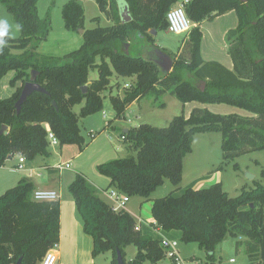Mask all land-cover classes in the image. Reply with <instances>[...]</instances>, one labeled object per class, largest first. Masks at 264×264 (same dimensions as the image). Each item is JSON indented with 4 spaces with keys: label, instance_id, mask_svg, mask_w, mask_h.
<instances>
[{
    "label": "trees",
    "instance_id": "16d2710c",
    "mask_svg": "<svg viewBox=\"0 0 264 264\" xmlns=\"http://www.w3.org/2000/svg\"><path fill=\"white\" fill-rule=\"evenodd\" d=\"M95 1L111 25L102 26L99 17H94L97 25L85 28L82 4L67 0L61 11L64 27L71 32L82 29V44L62 56H50L37 51L51 30L49 12L44 18L38 16V0H0L15 24L21 25L20 35L14 38L9 32L0 48V80L14 71L10 84L21 82L11 96L0 99V130L6 126L0 133V166L14 154L28 160L49 157L46 125L59 146L77 145L81 152L87 143L79 119L102 110L108 89L116 119L123 118L134 101L147 95L157 99L167 91L184 104L234 106L247 114L194 107L187 117L175 116L166 127L144 123L122 131L129 154L97 165V171L109 178L107 189L152 202L155 225L141 224L136 230L138 221L125 209L114 211L82 173H75L67 189L84 233L92 238V256L109 252V264H117L118 252L125 262L129 245L137 252L126 264H153L164 256L162 237L196 243L214 264L216 247L226 235L245 237L249 264H264V168L261 180H254L253 187L243 186L235 197L228 195L221 182L195 189L198 181H194L182 190L150 199L165 179L179 185L183 160L192 151L196 133H221L224 160L264 150V0H188L184 11L196 26L185 33L183 46L166 73H161L154 58L142 51L132 54L130 49L133 44L144 50L155 45L151 30L168 29L166 15L180 0ZM124 8L130 20L123 22ZM229 11L238 19L237 26L226 33L231 69L202 58L200 28L202 21ZM31 70L38 71L35 82L45 92H33L17 112L15 103ZM90 70L97 72L91 80ZM189 74L204 83L203 90L188 81ZM112 76L134 79L123 96L111 94L120 85L118 81L111 84ZM78 104L82 105L76 113L73 107ZM234 168L239 169L238 164ZM33 191L32 181L24 177L0 194V264L18 260L19 264H37L59 242V200L35 201Z\"/></svg>",
    "mask_w": 264,
    "mask_h": 264
},
{
    "label": "rangeland",
    "instance_id": "374dc122",
    "mask_svg": "<svg viewBox=\"0 0 264 264\" xmlns=\"http://www.w3.org/2000/svg\"><path fill=\"white\" fill-rule=\"evenodd\" d=\"M66 1L67 0H39L37 3L39 16L44 18L47 12H49L51 19L49 36L37 49L41 54L62 56L69 51L78 49L82 44L81 34L78 32H70L69 34L63 26L61 9ZM181 1L182 0H180V2ZM80 3L84 8L85 28H93L97 25V23L93 21L94 17H99V23L102 26L111 25V22L99 10L95 0H81ZM0 19H6L8 21L11 37L19 36V31L15 28L16 24L12 16L5 10L1 3ZM206 24L209 25L211 29L213 28L211 32H213L214 36H212L213 39H211L209 34L206 35L207 40H209V38L211 40L206 42L207 45L204 43V52L207 54L212 52L211 54H214L216 60H222L223 55L228 53H226L224 48H221L224 41L223 38L221 39L220 37L218 24L217 22ZM206 30L208 31L207 28ZM67 35H71L73 38L69 39ZM152 36L154 37L155 45L144 50L139 47V45L133 44L130 52L136 54L137 51H142L148 57L154 58L155 60L159 59L163 64L166 62V60L162 58L163 55H168L170 58H173L174 55L181 50L183 40L186 37L185 33L175 34L168 30H158L155 34H152ZM126 46L128 51L130 46L129 44ZM160 53H162V57ZM165 65L166 64H164L163 67H165ZM160 70L161 73L165 72V69L160 68ZM96 77V70H90L89 79L91 80ZM187 79L196 87H204V83L195 78L193 74H189ZM116 81H118L120 85L119 87H113L110 90L111 94L123 96L124 91L131 87L134 79L112 76L111 84ZM109 95L108 89V91L104 92L103 108L101 111L84 118L80 117L79 119L81 134L84 137L85 143H89L87 148L80 152L77 145L59 146L50 144V156L39 159L38 163L40 165L53 164L54 166L58 163H70L71 167L69 169L56 171L57 173L54 175L56 178L60 179V183H58L61 184L64 189L67 188V180H69V178L74 177L75 173H82L87 179L93 180L102 193L110 190V188L106 189L109 182L108 178L101 175L96 167L100 163L115 158L125 157L129 154L125 149L127 142L121 137V132L124 131V129L138 127L144 123L156 127H166L173 117L186 115L189 110L194 108L191 104L190 106H186V104L189 103H193L195 107L209 105L210 108L208 110L214 113L223 114L227 113L226 111H237L243 115L247 114L245 111L227 104H202L199 102L184 104L179 101L175 95L167 91L157 99L152 95H147L139 101H134L126 109L124 117L116 119L114 118V110L109 100ZM81 105L82 104L75 105L73 110L79 113ZM221 143L222 136L219 132L194 134L192 151L188 153L183 160L182 179L179 185L175 186L168 179H165L163 184L152 192L150 199L165 196L176 188L182 190L194 181H205L203 187L221 182L223 189L228 195L235 197L240 193L243 186L253 187L254 180H261L260 173L264 168V150L250 152L234 159L224 160L222 158ZM235 164H238L239 169L236 170L234 168ZM218 168L219 170H217ZM47 170V167H42L40 171L44 177L48 175ZM248 175H252L253 178H249ZM101 192H99V195L102 197ZM104 197L105 196L102 198ZM139 201H142L140 196L129 197L126 208H129L133 213L137 214ZM175 240L178 243L177 249L179 250L180 256L185 261L184 264H212L206 259L204 252L196 243H184L179 241V239ZM136 252L137 248L134 245L127 246L125 248V262L133 259ZM231 259H233V261H230ZM110 260L111 253L106 252L98 256L96 264H109ZM249 263L245 237L240 236L234 238L230 235H226L224 240L216 247L214 264Z\"/></svg>",
    "mask_w": 264,
    "mask_h": 264
},
{
    "label": "crops",
    "instance_id": "0c3cea01",
    "mask_svg": "<svg viewBox=\"0 0 264 264\" xmlns=\"http://www.w3.org/2000/svg\"><path fill=\"white\" fill-rule=\"evenodd\" d=\"M79 1L81 2V0ZM37 10H38V6H37ZM211 22L212 23L217 22L219 31H220V37L221 39L223 38V41H224L222 43L223 46L221 48H224V50H226V53H228L226 33L230 29H233L237 26L238 19L234 11H229L212 20H204L201 22L200 24V28L202 31L201 55L205 61L216 60V58H214V54H211L212 52H209L208 54L204 52V43L207 45L206 42L213 39L212 36H214L213 32H211V30L213 31V28L211 29L209 25L206 24V23H211ZM63 26H64V22H63ZM193 26H196V24L195 25L193 24ZM206 28L208 29L209 33L206 30ZM68 32L70 34L71 31H68ZM207 34L210 35L211 39L209 38V40H207V36H206ZM19 35H20V31H19ZM67 36L69 39L73 38L71 37V35H67ZM14 37L16 38V36ZM216 61L221 62L223 65H225L226 67L230 69L232 68V61H231L229 54L223 55L222 60L217 59ZM13 75H14V71H10L0 80V99L11 96L15 92V90L21 86L20 81L16 82L14 86L10 84V80L13 77ZM190 104L192 107H195L193 103L186 104V106L187 105L190 106ZM198 107H206L208 109L210 108L209 105H204V106L201 105ZM190 111L191 110H189L188 113L185 115L186 117L189 115ZM226 112L229 113L232 111H226ZM88 145L89 143L86 144L85 148H87ZM18 157H19L18 154L11 155L5 160L4 164L0 166V194H2L8 188L12 187V185L14 186L21 178H24V177L29 178L32 181L34 185V190L48 189V190L55 191L57 195L59 196L58 200L60 203V216H59L60 237H59V242H58V247H57V256H58L57 264H96L98 256L96 257L92 256V247H93L92 238L84 233L83 228H82V221L76 212V207L72 199V196L68 192L67 188L64 189L63 186L59 184L60 179L54 176L55 173L57 172L55 169H52L53 164L52 165L50 164L40 165L38 163L39 159L43 157L36 156L33 160L25 159L24 164H23L24 165L23 170H17L16 168L18 165ZM42 167H50L49 170H47L48 171L47 177H44L42 173L40 172ZM73 178L74 177L69 178V180H67V187L69 185L68 183H70L73 180ZM87 180L99 192H101L99 190L98 185L93 180H90V179H87ZM109 182L106 186V189L109 185ZM204 185H205V181H199L195 184L194 187L195 189H197V188L203 187ZM101 195L102 197L105 196L104 197L105 199L102 198L101 196L100 197L112 206L113 202L108 197L107 192L102 193ZM151 206H152L151 201H146L144 200V198H142V201H139L137 214L133 213L129 208H125V210L128 211L137 221L142 219L144 222L143 225L150 226V224H148L147 222H152L151 224L155 222L151 214ZM153 231L157 234H160V231L158 228L156 229L153 228Z\"/></svg>",
    "mask_w": 264,
    "mask_h": 264
},
{
    "label": "built area",
    "instance_id": "2783aa9c",
    "mask_svg": "<svg viewBox=\"0 0 264 264\" xmlns=\"http://www.w3.org/2000/svg\"><path fill=\"white\" fill-rule=\"evenodd\" d=\"M188 0H182L177 6L172 7L167 15V21H168V31L175 33V34H182L187 33L190 31V29L193 27V23L188 19L183 5L187 3ZM46 129L48 131V139L51 145H58V140L54 136L52 132H50L49 126L46 125ZM92 137V136H91ZM123 138V136H121ZM25 157L23 155H19L18 157V165L17 170H23L24 168V161ZM71 167L69 162L66 163H58L52 167V169H55L56 171H62L67 170ZM108 197L112 200V209L114 211H119L121 209L126 208V204L128 202L129 197L115 189L111 188L107 191ZM59 196L55 191L48 190V189H39L34 190L32 192V199L35 201H53L58 200ZM148 224H151L152 222H147ZM144 224L143 220L140 219L137 222V225L135 226L136 230L140 229V225ZM155 225L156 223L153 222ZM161 246L164 248V256L162 259L154 262L153 264H184V260L181 258L179 250L177 249L178 243L175 239H169L167 237H162ZM57 247L58 243L54 244L47 252L44 254V256L41 258V260L38 261L37 264H57L58 256H57ZM230 261H233L231 259Z\"/></svg>",
    "mask_w": 264,
    "mask_h": 264
},
{
    "label": "water",
    "instance_id": "95a60500",
    "mask_svg": "<svg viewBox=\"0 0 264 264\" xmlns=\"http://www.w3.org/2000/svg\"><path fill=\"white\" fill-rule=\"evenodd\" d=\"M121 16H122V21L123 22L130 20V16H129L128 12H127V8H124V10L122 11ZM78 33L82 34L83 30L79 29ZM151 33L155 34L156 31L155 30H151ZM125 51H126V53L128 52L127 51V46L125 48ZM160 54H161V57H162V53H160ZM162 58H164L166 60V62L164 63V64H166L165 67H163L164 64H163V62L159 61V59L155 60V61L158 64L159 68L165 69L164 73L169 72V70H171L172 64H173L172 58H170L168 55H163ZM37 76H38V71H36V70H31L30 71L29 80L27 82H25L24 85L22 86V90H21V93L19 95V98L17 99V101L15 103V108H16L17 112H19L21 105L24 103V101L27 99V97L29 95H31L33 92H35V91H37V92H45L44 88H42L38 83L35 82ZM203 88L204 87H201L202 90H203ZM82 89L85 91L86 90V86H83ZM53 105H55L54 101H53ZM5 129H6V126L4 125L1 128L0 133H3V131H5ZM127 130L128 129H124V132H126ZM248 177L249 178H253L252 175H248ZM116 260H117V264H126L123 261V259L121 257V254L119 252L117 253ZM19 263H20V260H18V262L16 264H19Z\"/></svg>",
    "mask_w": 264,
    "mask_h": 264
},
{
    "label": "clouds",
    "instance_id": "9594fccd",
    "mask_svg": "<svg viewBox=\"0 0 264 264\" xmlns=\"http://www.w3.org/2000/svg\"><path fill=\"white\" fill-rule=\"evenodd\" d=\"M0 26L3 27V31H0V48H2L3 46H5L6 41L3 39V37L7 36L9 34V24L8 21L6 19H0ZM15 28L17 31L20 30L21 25L19 23H17L15 25Z\"/></svg>",
    "mask_w": 264,
    "mask_h": 264
}]
</instances>
